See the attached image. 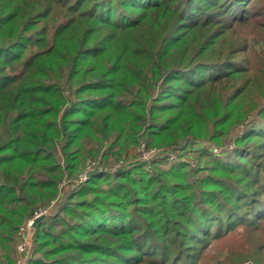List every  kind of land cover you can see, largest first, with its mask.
I'll use <instances>...</instances> for the list:
<instances>
[{
	"label": "trees",
	"instance_id": "trees-1",
	"mask_svg": "<svg viewBox=\"0 0 264 264\" xmlns=\"http://www.w3.org/2000/svg\"><path fill=\"white\" fill-rule=\"evenodd\" d=\"M251 117L195 169H96L37 223L30 264H264V0H0V264L107 143L221 142Z\"/></svg>",
	"mask_w": 264,
	"mask_h": 264
},
{
	"label": "rangeland",
	"instance_id": "rangeland-1",
	"mask_svg": "<svg viewBox=\"0 0 264 264\" xmlns=\"http://www.w3.org/2000/svg\"><path fill=\"white\" fill-rule=\"evenodd\" d=\"M251 119L253 118L251 117L244 123L234 126L224 138V140L221 142H217L213 139H196L193 136H188L185 140H181V142L179 141V143L173 144V146H148L147 140L141 138L137 144L134 143L126 147V149H124L120 155H117L116 153L119 148L115 147L113 149H108L109 144L107 143L106 146L103 148V151H108V154L106 156H104L103 154L98 155L96 157L89 156L83 164L82 170L79 169L78 171H75L72 175H64L58 184V194L56 198L52 200V202L42 207H46L53 204L54 211L59 201H61L63 198H66L72 192H76L89 177L87 173L89 171H92L93 173L96 169L105 172H113L121 165H132L139 162H145L147 166H151L153 159L159 160V164L163 167L167 165V161H162L163 157L170 155L177 156L178 159L185 158L189 161L190 168L195 169L202 161L205 163L204 160L207 159H200L202 158L200 150L206 149L209 153L214 155L221 154V152H232L235 148L236 136H241L243 134L248 122ZM186 143H188L189 145L188 149L185 151L181 150L180 148ZM170 157L169 159H172ZM205 173H208V170H205L203 174ZM37 210L38 209H36V211ZM31 218L32 217H27L22 222L21 226H23ZM239 232L240 230L237 233ZM242 234L240 233L239 236H241ZM15 236L18 238V231ZM225 247L226 246L223 245L222 241L214 242L210 246L209 252L211 254H219V257L223 258L224 255L227 253V249ZM10 252V256L16 261L18 257V251L17 240L15 239L13 241L12 249L10 250Z\"/></svg>",
	"mask_w": 264,
	"mask_h": 264
},
{
	"label": "built area",
	"instance_id": "built-area-1",
	"mask_svg": "<svg viewBox=\"0 0 264 264\" xmlns=\"http://www.w3.org/2000/svg\"><path fill=\"white\" fill-rule=\"evenodd\" d=\"M54 209L53 204L39 208L34 216L28 220L23 226L18 230L17 238V251L18 257L14 264H30V258L34 252V239H35V229L32 228V224L35 218L39 216H46L52 213ZM34 231V239L31 238V232Z\"/></svg>",
	"mask_w": 264,
	"mask_h": 264
},
{
	"label": "water",
	"instance_id": "water-1",
	"mask_svg": "<svg viewBox=\"0 0 264 264\" xmlns=\"http://www.w3.org/2000/svg\"><path fill=\"white\" fill-rule=\"evenodd\" d=\"M92 174V171H89L87 173L88 176H90ZM43 218V216H39L37 218L34 219L33 224H32V228L35 229L37 226V223ZM31 238L34 239V231L31 232Z\"/></svg>",
	"mask_w": 264,
	"mask_h": 264
}]
</instances>
